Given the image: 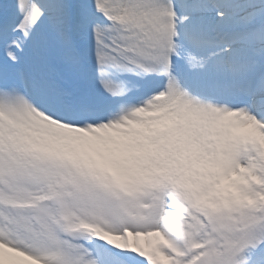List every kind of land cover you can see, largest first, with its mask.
<instances>
[{
	"label": "snow or ice",
	"instance_id": "snow-or-ice-1",
	"mask_svg": "<svg viewBox=\"0 0 264 264\" xmlns=\"http://www.w3.org/2000/svg\"><path fill=\"white\" fill-rule=\"evenodd\" d=\"M0 264H264V0H0Z\"/></svg>",
	"mask_w": 264,
	"mask_h": 264
}]
</instances>
